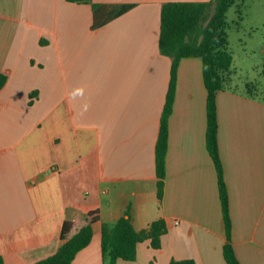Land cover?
Here are the masks:
<instances>
[{"label": "crops", "instance_id": "obj_1", "mask_svg": "<svg viewBox=\"0 0 264 264\" xmlns=\"http://www.w3.org/2000/svg\"><path fill=\"white\" fill-rule=\"evenodd\" d=\"M211 1L0 0L4 264L54 255L63 224H73L71 238L95 211L91 243L73 264H105L102 227L127 214L136 231L163 219L167 233L160 250L148 240L135 261L117 264H227L200 58L179 65L157 197L156 144L172 66L159 49L162 7ZM217 107L233 247L241 264H264V99L231 83Z\"/></svg>", "mask_w": 264, "mask_h": 264}, {"label": "trees", "instance_id": "obj_2", "mask_svg": "<svg viewBox=\"0 0 264 264\" xmlns=\"http://www.w3.org/2000/svg\"><path fill=\"white\" fill-rule=\"evenodd\" d=\"M74 4H89L92 0H66ZM237 0H213L206 3L171 2L162 7L159 49L162 55L172 59L169 91L161 118L156 144L157 197L163 200L166 179V158L169 146V118L174 109L177 91V74L180 62L185 58H200L203 62V80L207 90V150L213 160L221 200L226 244L223 249L227 264H241L232 243V220L227 185L219 149V123L217 95L231 85L233 57L229 51V23L227 13ZM210 17H209V13ZM8 77L0 73V91ZM250 91V90H249ZM32 94L31 97H34ZM100 220L97 211L90 212L84 225L71 237L73 224L65 222L61 231L63 241L52 256L35 264H73L77 254L91 243L93 225ZM167 233L163 219L153 222L149 229L136 231L127 214L112 226L102 227V254L105 264H117L119 260L135 261L138 245L150 240L151 247L160 250L162 237ZM0 264H4L0 256ZM170 264H196L194 260L172 261Z\"/></svg>", "mask_w": 264, "mask_h": 264}, {"label": "rangeland", "instance_id": "obj_3", "mask_svg": "<svg viewBox=\"0 0 264 264\" xmlns=\"http://www.w3.org/2000/svg\"><path fill=\"white\" fill-rule=\"evenodd\" d=\"M227 21L232 85L264 99V0H237Z\"/></svg>", "mask_w": 264, "mask_h": 264}, {"label": "built area", "instance_id": "obj_4", "mask_svg": "<svg viewBox=\"0 0 264 264\" xmlns=\"http://www.w3.org/2000/svg\"><path fill=\"white\" fill-rule=\"evenodd\" d=\"M174 223H175L176 225H178L179 222H178V221H175Z\"/></svg>", "mask_w": 264, "mask_h": 264}]
</instances>
